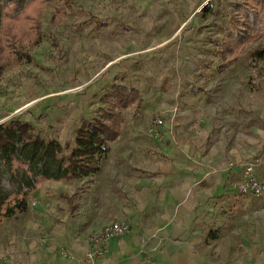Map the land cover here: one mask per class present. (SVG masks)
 I'll return each mask as SVG.
<instances>
[{"label": "rangeland", "instance_id": "374dc122", "mask_svg": "<svg viewBox=\"0 0 264 264\" xmlns=\"http://www.w3.org/2000/svg\"><path fill=\"white\" fill-rule=\"evenodd\" d=\"M15 1H0V39L11 33L20 44L23 34L17 37L10 29L15 25L23 31V5L16 11ZM72 1L74 11L57 27L51 23L54 4L45 5L43 39L32 50L30 62L20 59L15 64L7 49L0 52V124L19 117L43 138L57 139L65 147L81 121L94 118L99 99L114 83L135 87L143 98L137 115L124 112L121 146L129 144V132L136 125L131 144L145 146L141 137L147 138L155 110L176 107L177 121L188 117L193 125L199 116L213 113L211 120L232 132L242 121L260 125L251 118L264 119V42L248 47L224 72L215 71V43L241 0ZM13 12L19 16L11 24ZM256 51L262 55L253 60ZM165 126L154 140L167 133ZM254 161L251 156L247 163ZM33 204L13 213L19 214L14 223L13 215L0 220V264L21 263L20 214H35Z\"/></svg>", "mask_w": 264, "mask_h": 264}, {"label": "crops", "instance_id": "0c3cea01", "mask_svg": "<svg viewBox=\"0 0 264 264\" xmlns=\"http://www.w3.org/2000/svg\"><path fill=\"white\" fill-rule=\"evenodd\" d=\"M176 111L155 110L153 120L167 127L159 141L148 130L145 146L132 145L131 126L129 144L121 146L123 131L97 174L34 191L28 202L37 211L20 214V264H88L89 237L122 221L130 233L109 239L95 264H264V199L234 189L251 156L264 183V119L250 120L261 126L242 121L232 132L213 113L193 125L188 117L177 121Z\"/></svg>", "mask_w": 264, "mask_h": 264}, {"label": "trees", "instance_id": "16d2710c", "mask_svg": "<svg viewBox=\"0 0 264 264\" xmlns=\"http://www.w3.org/2000/svg\"><path fill=\"white\" fill-rule=\"evenodd\" d=\"M47 3L54 4L51 23L56 27L76 7L72 0H41L36 3L16 0V11L20 12L18 8L23 5V31L15 25L10 29L17 37L23 34V41L15 43L16 37L11 33L0 39V52L7 49L15 64L20 59L30 62L32 50L42 41L41 17ZM233 7L234 13L228 20L223 37L215 43L217 72L238 61L251 45L264 42V0H241ZM3 16L0 4V28ZM18 16L13 12L11 24ZM53 45L56 47L55 43ZM261 55L256 51L251 58L258 60ZM142 102V96L135 87L112 84L99 99L100 107L94 118L82 120L72 141L65 147L57 139L43 138L31 123L19 117L1 123L0 220L13 213L25 212L30 195L45 182L80 180L97 174L111 144L122 136L124 112L133 110L137 114ZM62 198L71 204L74 196Z\"/></svg>", "mask_w": 264, "mask_h": 264}, {"label": "built area", "instance_id": "2783aa9c", "mask_svg": "<svg viewBox=\"0 0 264 264\" xmlns=\"http://www.w3.org/2000/svg\"><path fill=\"white\" fill-rule=\"evenodd\" d=\"M164 125L161 118H155L149 129V135L158 139L159 128ZM238 194H251L257 199H264V183L255 177L254 165L246 163L241 170V180L234 186ZM34 205V204H33ZM129 222H113L105 225L100 231L93 233L88 239V249L85 253V261L88 264H95L105 254V244L109 239L120 238L130 233Z\"/></svg>", "mask_w": 264, "mask_h": 264}]
</instances>
